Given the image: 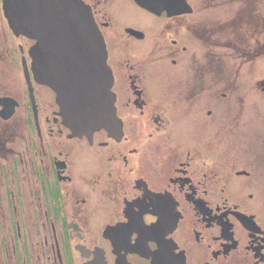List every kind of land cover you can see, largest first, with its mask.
<instances>
[{"label":"flooded vegetation","instance_id":"flooded-vegetation-1","mask_svg":"<svg viewBox=\"0 0 264 264\" xmlns=\"http://www.w3.org/2000/svg\"><path fill=\"white\" fill-rule=\"evenodd\" d=\"M82 1L113 76L112 135L70 136L35 81L36 39L0 0V264H264V114L228 91L260 46L229 54L196 0Z\"/></svg>","mask_w":264,"mask_h":264},{"label":"water","instance_id":"water-1","mask_svg":"<svg viewBox=\"0 0 264 264\" xmlns=\"http://www.w3.org/2000/svg\"><path fill=\"white\" fill-rule=\"evenodd\" d=\"M134 1L153 12L186 6L185 0ZM2 6L16 34L36 39L31 50L35 80L55 92L71 136L90 137L101 129L113 134V79L89 7L81 0H2Z\"/></svg>","mask_w":264,"mask_h":264},{"label":"rangeland","instance_id":"rangeland-1","mask_svg":"<svg viewBox=\"0 0 264 264\" xmlns=\"http://www.w3.org/2000/svg\"><path fill=\"white\" fill-rule=\"evenodd\" d=\"M223 3V7H218ZM225 3V4H224ZM208 4H216L205 8ZM196 5L207 15L206 21L221 23L225 31L228 44V53L233 52L234 46H241L249 52H256L260 46L259 55L254 59L242 57L241 70L243 83L241 88H228L233 95H239V90H244L251 101L259 102L262 107L256 116L264 114V0H196ZM220 8V11H219ZM128 10L133 11L130 6ZM263 47V48H262ZM243 52H241L242 54ZM254 71V86H246L247 70ZM245 94V93H244ZM230 113V112H229Z\"/></svg>","mask_w":264,"mask_h":264},{"label":"bare ground","instance_id":"bare-ground-1","mask_svg":"<svg viewBox=\"0 0 264 264\" xmlns=\"http://www.w3.org/2000/svg\"><path fill=\"white\" fill-rule=\"evenodd\" d=\"M50 34V32L48 33V35ZM48 35L46 36V39L48 38ZM41 50V49H40ZM40 50H38V51H40ZM50 58V57H49ZM48 59V58H47ZM52 59H48V60H46V62L48 61V62H50Z\"/></svg>","mask_w":264,"mask_h":264}]
</instances>
